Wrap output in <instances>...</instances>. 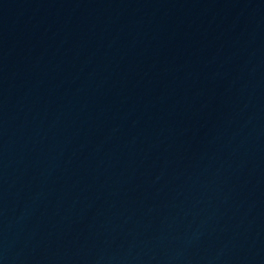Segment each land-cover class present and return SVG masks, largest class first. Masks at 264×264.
Returning <instances> with one entry per match:
<instances>
[{"label":"water","instance_id":"1","mask_svg":"<svg viewBox=\"0 0 264 264\" xmlns=\"http://www.w3.org/2000/svg\"><path fill=\"white\" fill-rule=\"evenodd\" d=\"M0 264H264V0H0Z\"/></svg>","mask_w":264,"mask_h":264}]
</instances>
